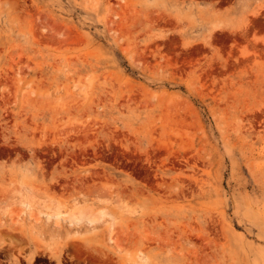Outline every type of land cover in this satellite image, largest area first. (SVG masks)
Masks as SVG:
<instances>
[{"label": "rangeland", "instance_id": "374dc122", "mask_svg": "<svg viewBox=\"0 0 264 264\" xmlns=\"http://www.w3.org/2000/svg\"><path fill=\"white\" fill-rule=\"evenodd\" d=\"M99 253L264 264V0H0V264Z\"/></svg>", "mask_w": 264, "mask_h": 264}, {"label": "bare ground", "instance_id": "6f19581e", "mask_svg": "<svg viewBox=\"0 0 264 264\" xmlns=\"http://www.w3.org/2000/svg\"><path fill=\"white\" fill-rule=\"evenodd\" d=\"M89 219V220H88ZM88 223L93 222V218L92 221L90 220V218H86ZM92 261H97V262H101L102 264H108V258H106L103 254L99 253L98 255H95L91 258Z\"/></svg>", "mask_w": 264, "mask_h": 264}]
</instances>
